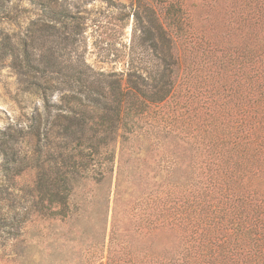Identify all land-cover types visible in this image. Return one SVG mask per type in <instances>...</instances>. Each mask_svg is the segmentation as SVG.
Listing matches in <instances>:
<instances>
[{
  "label": "trees",
  "instance_id": "obj_1",
  "mask_svg": "<svg viewBox=\"0 0 264 264\" xmlns=\"http://www.w3.org/2000/svg\"><path fill=\"white\" fill-rule=\"evenodd\" d=\"M132 2L126 74L57 62L59 104L32 85L45 118L15 149L0 264H264V0ZM37 3L43 48L77 17ZM0 52L39 71L36 51Z\"/></svg>",
  "mask_w": 264,
  "mask_h": 264
},
{
  "label": "rangeland",
  "instance_id": "obj_2",
  "mask_svg": "<svg viewBox=\"0 0 264 264\" xmlns=\"http://www.w3.org/2000/svg\"><path fill=\"white\" fill-rule=\"evenodd\" d=\"M38 1L0 0V11L11 12L14 17L11 21L0 22V43L7 39L16 51L21 48H27L30 54L36 51L41 61L39 71L30 72L31 76H28L25 69L10 68V58L3 61L0 58V214L9 211L16 194L8 175L13 167L15 149L30 148L31 127L45 118L42 96L29 93L34 91L32 85L40 82L41 91L44 87L53 91V101L59 104L61 94L69 92L70 86L57 87V62H83L96 73L126 74L130 48L135 45L138 52L143 51L140 33L133 31L135 6L132 0H63L77 17L75 22L69 29L57 24L55 30H51L57 34L56 39L39 37L41 45L45 46L37 47V31L40 25H45L44 6ZM0 16H3L2 12ZM145 59L148 64L144 67H150L153 63L150 54L147 53ZM5 225L0 227V241L10 236ZM44 248L51 249L46 245ZM5 251L7 253L8 247Z\"/></svg>",
  "mask_w": 264,
  "mask_h": 264
}]
</instances>
